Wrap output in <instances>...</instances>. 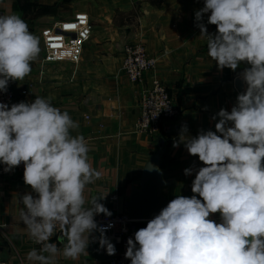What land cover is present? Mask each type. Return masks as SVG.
<instances>
[{
  "label": "clouds",
  "instance_id": "clouds-1",
  "mask_svg": "<svg viewBox=\"0 0 264 264\" xmlns=\"http://www.w3.org/2000/svg\"><path fill=\"white\" fill-rule=\"evenodd\" d=\"M205 14L215 33L202 22ZM195 20L218 69L248 65L240 73L246 88L230 112L222 108L212 117L218 118L215 131L193 137L181 126L173 147L183 144L204 165L184 170L186 176L196 173L194 195H177L128 238L125 258L131 264H264V0H205ZM39 54V37L26 21L0 15V92L30 75ZM78 129L50 98L0 103V164L11 172L23 163V180L32 190L19 198L20 219L40 246L27 253L29 264L78 260L97 241L109 256L116 254L105 235L113 225L95 220L112 215L100 202L106 195L85 196L101 173L92 167L89 142ZM216 213L219 223L210 219ZM57 230L62 247L49 242Z\"/></svg>",
  "mask_w": 264,
  "mask_h": 264
},
{
  "label": "crops",
  "instance_id": "crops-1",
  "mask_svg": "<svg viewBox=\"0 0 264 264\" xmlns=\"http://www.w3.org/2000/svg\"><path fill=\"white\" fill-rule=\"evenodd\" d=\"M205 0H0V15H20L29 30L39 37L43 28L68 21L85 13L93 25L79 65H48L39 55L23 81H13L16 102H33L36 96L50 98L55 107L67 111L79 123L78 132L89 142V159L101 178L86 186V199L106 197L100 202L111 213H124V201L131 188L138 185L149 156L156 149V138L139 133V98L153 78L160 80L179 109V116L167 122L163 138L165 147L160 168L171 182L163 189L171 201L177 195L191 197L195 171L203 167L197 156L190 155L179 139L181 126H188L190 136L201 130L215 131L213 120L220 109L231 111L239 92L235 81L248 65L235 70L218 69L208 56L207 41L200 36L195 12ZM203 23L209 33L215 25ZM126 44H142L157 66L142 84L130 83L122 69V49ZM244 83V81H243ZM244 88L246 85L244 83ZM245 90V89H244ZM76 133L74 132L73 135ZM32 192L23 173L0 178V263L29 264L27 253L39 245L29 238L19 210L20 197ZM34 196L35 193H32ZM116 198V200H113ZM199 198V197H198ZM101 214L95 217V220ZM210 219L220 222L219 213ZM148 222H139L138 229ZM61 235V234H60ZM60 235L51 243L62 247ZM92 236H99L94 232ZM91 239V237H90ZM116 254L109 256L98 241L89 244L88 255L78 260L60 257L58 264H107L120 252L113 239ZM138 246V245H137Z\"/></svg>",
  "mask_w": 264,
  "mask_h": 264
},
{
  "label": "built area",
  "instance_id": "built-area-1",
  "mask_svg": "<svg viewBox=\"0 0 264 264\" xmlns=\"http://www.w3.org/2000/svg\"><path fill=\"white\" fill-rule=\"evenodd\" d=\"M91 35L92 25L89 17L84 13L76 14L71 20L43 28L40 32L44 47L43 62L51 65L61 63L79 65L83 60L85 46ZM122 54V69L127 80L132 84H142L157 66L156 59L148 55L142 44H126L122 49ZM13 85V81H9L7 92H0V103H5L9 107L16 102ZM139 110L137 131L155 137L160 134L164 135L167 122L179 116V109L167 88L156 78H153L151 83L142 90ZM5 167L0 164V178L24 173L23 163L11 172H5ZM96 221L102 226L113 225L108 228L105 235L113 239L120 248V252L107 264H131L130 259L125 258V252L128 238L134 239V233L138 230V222L131 221L125 213H112L110 217L101 214ZM59 235L60 232L57 230L49 242Z\"/></svg>",
  "mask_w": 264,
  "mask_h": 264
},
{
  "label": "water",
  "instance_id": "water-1",
  "mask_svg": "<svg viewBox=\"0 0 264 264\" xmlns=\"http://www.w3.org/2000/svg\"><path fill=\"white\" fill-rule=\"evenodd\" d=\"M239 92L244 91L242 79L235 81ZM165 147V139L160 134L156 138V149L149 156L138 185L131 188L129 196L124 201L123 211L134 222H148L170 202L163 194V189L171 182L164 179L165 171L160 163Z\"/></svg>",
  "mask_w": 264,
  "mask_h": 264
},
{
  "label": "rangeland",
  "instance_id": "rangeland-1",
  "mask_svg": "<svg viewBox=\"0 0 264 264\" xmlns=\"http://www.w3.org/2000/svg\"><path fill=\"white\" fill-rule=\"evenodd\" d=\"M85 14V13H84ZM87 15V14H86ZM88 16V15H87ZM89 17V16H88ZM71 20V19H70ZM89 20H90V18H89ZM91 22V21H90ZM91 25H92V23H91ZM50 27V26H49ZM92 33H93V25H92ZM91 37H92V35H91ZM91 39V38H90ZM90 41V40H89ZM86 47V46H85ZM85 51V50H84ZM42 54L44 55V47H43V44L42 43H40V56L42 57ZM48 65H51V64H48ZM54 65H57V64H54ZM70 65V64H69Z\"/></svg>",
  "mask_w": 264,
  "mask_h": 264
}]
</instances>
